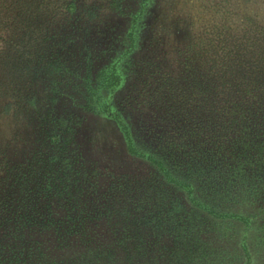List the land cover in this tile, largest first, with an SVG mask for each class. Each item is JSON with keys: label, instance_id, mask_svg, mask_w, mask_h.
Returning <instances> with one entry per match:
<instances>
[{"label": "rangeland", "instance_id": "rangeland-1", "mask_svg": "<svg viewBox=\"0 0 264 264\" xmlns=\"http://www.w3.org/2000/svg\"><path fill=\"white\" fill-rule=\"evenodd\" d=\"M0 264H264V28L0 0Z\"/></svg>", "mask_w": 264, "mask_h": 264}, {"label": "clouds", "instance_id": "clouds-1", "mask_svg": "<svg viewBox=\"0 0 264 264\" xmlns=\"http://www.w3.org/2000/svg\"><path fill=\"white\" fill-rule=\"evenodd\" d=\"M192 30H231L240 34L264 28V0H174Z\"/></svg>", "mask_w": 264, "mask_h": 264}, {"label": "trees", "instance_id": "trees-1", "mask_svg": "<svg viewBox=\"0 0 264 264\" xmlns=\"http://www.w3.org/2000/svg\"><path fill=\"white\" fill-rule=\"evenodd\" d=\"M258 45H259V43H258Z\"/></svg>", "mask_w": 264, "mask_h": 264}]
</instances>
